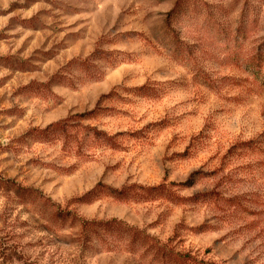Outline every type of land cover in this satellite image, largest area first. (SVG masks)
Segmentation results:
<instances>
[{
    "label": "rangeland",
    "instance_id": "obj_1",
    "mask_svg": "<svg viewBox=\"0 0 264 264\" xmlns=\"http://www.w3.org/2000/svg\"><path fill=\"white\" fill-rule=\"evenodd\" d=\"M176 2L0 0V264H264V0Z\"/></svg>",
    "mask_w": 264,
    "mask_h": 264
},
{
    "label": "trees",
    "instance_id": "obj_2",
    "mask_svg": "<svg viewBox=\"0 0 264 264\" xmlns=\"http://www.w3.org/2000/svg\"><path fill=\"white\" fill-rule=\"evenodd\" d=\"M188 3H190V0H177L175 6L173 7V9L169 12V14L167 15V27L168 28H171L173 27V25H176L179 21H182V19L187 15V12H186V8H189L188 6ZM175 31V30H173ZM176 37V35H175ZM175 39H178V38H175ZM178 44H179V47L178 49H181V45L182 43H180L178 41ZM183 54H186L188 52H184V49H182ZM185 57V56H184ZM258 57L256 59V62L254 61L255 58ZM252 66H253V70H254V73L256 75H259L261 74L262 72V64H264V51L263 52H260L252 58ZM88 73H90V75L95 79V80H99L101 79V76L98 74L100 72H94L93 70L91 69H88ZM144 89V87H140V88H137L138 91ZM101 111H105L104 109H102ZM95 110H92V111H89V112H86L85 114H82L81 116L84 117L85 119H89V118H92L93 117V114H94ZM88 129H91L92 132L89 133V135H92L94 138H97V139H105V141H109L110 139L106 137V134L102 131H97L95 128H89ZM40 135L42 138H46V139H51L50 137H54V136H59V135H64V138H67V136H69L70 134L67 132L66 130V127L65 126H61L59 124H52L49 126V128H46L45 130H41L40 132ZM101 187H103L102 185H99ZM140 187H143L145 191L149 192V193H152V192H157V191H160L162 190V187L161 186H154V187H144V186H140ZM105 189H100V191H104V190H107V193L108 194H111L113 196H117V197H121L122 195H124L126 192H125V189H114V188H106L104 187ZM59 217H62V221H66L67 219H71L73 222L77 223L79 222V224L82 226V227H86L91 224V223H88L86 220H83L82 218L78 217V216H67L66 214H62L61 216ZM96 227L97 228H100V229H105V230H109L110 233L114 234L115 236H119L120 234L118 233V231H125V227L122 225V223L118 222L117 220H110V221H107V222H97L96 224ZM117 230V232H115Z\"/></svg>",
    "mask_w": 264,
    "mask_h": 264
}]
</instances>
